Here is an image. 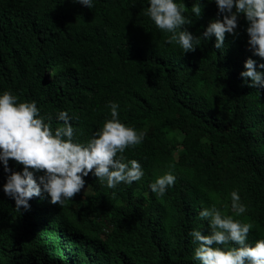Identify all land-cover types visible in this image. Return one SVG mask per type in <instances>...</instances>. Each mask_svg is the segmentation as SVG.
<instances>
[{
    "label": "trees",
    "instance_id": "1",
    "mask_svg": "<svg viewBox=\"0 0 264 264\" xmlns=\"http://www.w3.org/2000/svg\"><path fill=\"white\" fill-rule=\"evenodd\" d=\"M175 2L187 7L195 52L166 42L171 34L145 15L149 0H92L91 9L0 0V95L35 102L53 131L68 112L76 143L86 145L111 119L110 103L120 122L145 133L122 154L140 163L141 180L108 188L90 173L89 208L75 198L52 205L42 193L17 211L0 164V264H199L190 232L210 234L199 213L213 205L253 225L248 245L264 239V90L240 76L248 58L260 72L264 60L249 50L243 17L238 37L226 35L216 50L214 37H202L218 17L214 0ZM198 2L200 17L191 11ZM166 172L176 182L158 197L149 185ZM233 191L243 215L231 210Z\"/></svg>",
    "mask_w": 264,
    "mask_h": 264
},
{
    "label": "clouds",
    "instance_id": "2",
    "mask_svg": "<svg viewBox=\"0 0 264 264\" xmlns=\"http://www.w3.org/2000/svg\"><path fill=\"white\" fill-rule=\"evenodd\" d=\"M71 2L88 9L93 7L92 0ZM214 3L218 17L209 22L202 37L206 40L214 37V48L220 50L225 47L226 35L238 37V21L243 17L247 22L249 50L264 60V0H214ZM186 10L185 4L175 0H149L145 13L157 29L171 34L166 42L178 45L184 54L195 52V45L199 44V38L185 27L191 24L184 15ZM191 11L200 17V3L194 4ZM243 67L245 70L240 76L245 84L264 90V72L257 71V62L248 58ZM258 67L264 69V63ZM109 107L111 119L84 145L74 142L75 129L68 112H59L58 120L63 124L53 131L40 116L35 102H18V98L7 91L0 95V164L8 173L3 193L15 201L17 211H29V201L42 193L50 197L52 205L74 200L84 189V178L90 173L101 181L106 179L108 188L141 180L144 172L140 163L136 160L126 163L122 154L140 144L145 133H138L120 122L118 104L110 103ZM9 161L22 166L23 171H13ZM175 182L176 176L166 172L149 187L152 193L163 197ZM231 210L237 216L247 211L237 191L231 193ZM199 217L208 222L210 229L208 235H202L199 230L190 232L198 245L194 259L199 264H264V239L257 240L254 246L247 244L253 228L251 223L222 215L214 205L200 211Z\"/></svg>",
    "mask_w": 264,
    "mask_h": 264
},
{
    "label": "rangeland",
    "instance_id": "3",
    "mask_svg": "<svg viewBox=\"0 0 264 264\" xmlns=\"http://www.w3.org/2000/svg\"><path fill=\"white\" fill-rule=\"evenodd\" d=\"M178 137V140L181 139V134L176 135ZM92 193L91 187L87 184L85 185L84 189L77 195L75 196V199H77L79 202V205L85 206L86 208H89V206L86 204V197ZM224 207L227 205L224 204Z\"/></svg>",
    "mask_w": 264,
    "mask_h": 264
}]
</instances>
